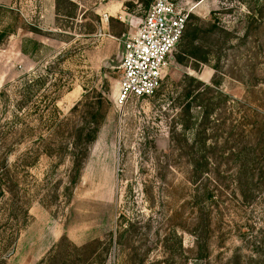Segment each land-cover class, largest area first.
I'll list each match as a JSON object with an SVG mask.
<instances>
[{
  "label": "rangeland",
  "instance_id": "rangeland-1",
  "mask_svg": "<svg viewBox=\"0 0 264 264\" xmlns=\"http://www.w3.org/2000/svg\"><path fill=\"white\" fill-rule=\"evenodd\" d=\"M56 1L0 0V264H264V0H171L206 62H178L183 37L127 104L124 44L157 0ZM89 107L105 120L73 186Z\"/></svg>",
  "mask_w": 264,
  "mask_h": 264
},
{
  "label": "built area",
  "instance_id": "built-area-1",
  "mask_svg": "<svg viewBox=\"0 0 264 264\" xmlns=\"http://www.w3.org/2000/svg\"><path fill=\"white\" fill-rule=\"evenodd\" d=\"M190 11L182 2L157 0L124 44L119 102L153 97L161 87L168 60L181 42Z\"/></svg>",
  "mask_w": 264,
  "mask_h": 264
},
{
  "label": "trees",
  "instance_id": "trees-1",
  "mask_svg": "<svg viewBox=\"0 0 264 264\" xmlns=\"http://www.w3.org/2000/svg\"><path fill=\"white\" fill-rule=\"evenodd\" d=\"M60 1L61 0L56 1L57 6H59ZM184 35L185 36H183L184 42L182 45V52L178 57V62L180 64H183L186 60H188L193 61L197 65L198 63H205L207 54L204 52V45L206 44V37L204 36V33H201L196 26H190V28ZM200 86L202 87L203 85L201 83H198L194 89L190 90V92L185 95V97L187 100L191 99L190 104L197 103V108L201 110L202 116L199 124V127L201 128L206 126V124L208 123V119L210 118V111L208 109H210L209 106H211V104L205 105L204 95L205 91L211 90V87L204 86L201 88ZM87 112L88 119L86 123L79 128L71 143L72 149L69 154V160L71 163L70 184L73 186H75L81 178L82 170L90 153V147L96 141L100 126L105 120V115H101L98 111H94L92 107H89ZM204 160L205 156L201 152L197 159L193 162L194 175L201 174L200 172ZM242 167L243 165L240 164V171Z\"/></svg>",
  "mask_w": 264,
  "mask_h": 264
}]
</instances>
